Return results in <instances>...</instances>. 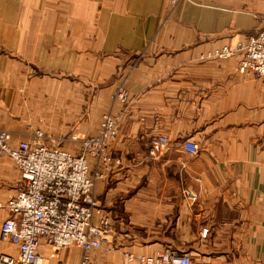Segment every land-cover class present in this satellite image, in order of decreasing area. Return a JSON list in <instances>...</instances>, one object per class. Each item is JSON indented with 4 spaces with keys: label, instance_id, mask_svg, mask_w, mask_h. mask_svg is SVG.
<instances>
[{
    "label": "crops",
    "instance_id": "1",
    "mask_svg": "<svg viewBox=\"0 0 264 264\" xmlns=\"http://www.w3.org/2000/svg\"><path fill=\"white\" fill-rule=\"evenodd\" d=\"M169 6L0 0V129L14 144L28 126L93 136L103 114L123 112L108 149L120 164L94 187L116 250L92 252L91 264L162 251L188 253L192 264H264V80L239 73L235 58L202 59L261 30L264 0H181L167 18ZM121 85L126 108L113 102ZM156 135L168 147L151 155ZM19 181L0 155V226ZM81 253L42 245L40 260L79 264ZM2 254L16 250L0 241Z\"/></svg>",
    "mask_w": 264,
    "mask_h": 264
},
{
    "label": "built area",
    "instance_id": "2",
    "mask_svg": "<svg viewBox=\"0 0 264 264\" xmlns=\"http://www.w3.org/2000/svg\"><path fill=\"white\" fill-rule=\"evenodd\" d=\"M178 0H171L175 4ZM236 58L238 71L264 80V28L246 42L222 46L206 53L204 60ZM113 102L123 108L129 96L123 86L116 88ZM123 112L101 118L96 135L72 133L63 143L75 144L72 151L40 130H33L23 141L14 144L12 133L0 129V155L12 160L20 181L13 196L4 204L8 216L0 226V241L15 248L16 255H0V264H41L42 245L57 252L80 249L79 264H91L94 251H115L116 236L110 217L105 214L94 195L98 181L105 180L120 164L108 149L117 137ZM54 140L56 143H54ZM168 147L163 135L148 142L151 155ZM181 149L195 155V144L185 141ZM191 205L196 196L189 191ZM203 230L201 236L205 237ZM133 264H191L188 253L162 251L150 256L122 253Z\"/></svg>",
    "mask_w": 264,
    "mask_h": 264
},
{
    "label": "rangeland",
    "instance_id": "3",
    "mask_svg": "<svg viewBox=\"0 0 264 264\" xmlns=\"http://www.w3.org/2000/svg\"><path fill=\"white\" fill-rule=\"evenodd\" d=\"M181 0H178L175 4H172V2H171V0H170V6H169V9H168V13H167V18H169L170 16H171V14L173 13V10L175 9V7L177 6V4L180 2ZM264 28V27H263ZM262 28V29H263ZM261 29V30H262ZM261 30H259L254 36H256ZM254 36H252V37H254ZM251 38V37H250ZM249 39V38H248ZM238 43H241V42H236V43H226V44H224V45H222V46H235L236 44H238ZM221 46V47H222ZM220 48V47H219ZM216 49H218V48H216ZM215 50V49H214ZM230 59H232V58H230ZM236 59V58H235ZM228 60V59H227ZM215 61H225V60H215ZM238 62V61H237ZM115 93V92H114ZM106 114H112L111 112H107V113H105V114H103L102 116H101V118L104 116V115H106ZM39 122H40V120H39ZM36 128H33L32 126H28L27 128H26V131H25V133L23 134V137H24V139H26L27 138V136L29 135V134H31L32 133V131L33 130H35ZM37 130H40V131H42L41 129H37ZM43 133H45V134H47L48 136H50V137H52V138H54L55 140H57V139H62V143H60V146L62 147L63 145H65V144H69V145H73V148L72 149H68L67 150V148H63L64 150H67V151H72L74 148H75V144H72V143H63V141L66 139V138H68L71 134H72V132L70 133V134H68V135H65V136H61V137H53L52 135H50V134H48V133H46V132H44V131H42ZM11 133V132H10ZM13 135V134H12ZM26 135V136H25ZM14 136V135H13ZM54 140V143H56V141ZM67 140V139H66ZM202 237V236H201ZM202 238H205V237H202ZM3 244V243H2ZM5 245V244H4ZM7 245V244H6ZM53 251V250H52ZM58 252V251H57ZM192 264V263H191Z\"/></svg>",
    "mask_w": 264,
    "mask_h": 264
}]
</instances>
